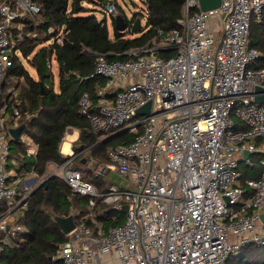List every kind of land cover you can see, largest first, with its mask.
<instances>
[{"label":"built area","instance_id":"built-area-1","mask_svg":"<svg viewBox=\"0 0 264 264\" xmlns=\"http://www.w3.org/2000/svg\"><path fill=\"white\" fill-rule=\"evenodd\" d=\"M40 10L38 0L0 2V251L17 246L13 239L23 226L16 219L38 181L51 175L88 196L87 213L59 245L60 264H101L102 254L118 264H225L246 244L264 245V159L259 177L246 180L247 195L239 170L253 153L264 154V102L255 101L264 94L256 91L264 88V64L250 44L251 23L264 21V0H220L207 10L198 0H185L175 25L129 48L128 58L108 60L94 52L93 74L105 84L97 92V111H89L84 92L79 112L96 134L133 136L108 146V160L93 168L100 176L114 172L130 186L111 183L104 190L82 178L73 150L33 183L38 174L22 171L12 154L9 129L30 115H22L16 93L6 95L1 87L20 40L11 28L25 16L37 23ZM104 11L122 14L113 0ZM63 38L61 31L57 40ZM115 87L111 100L107 94ZM147 102L149 111L137 114ZM18 140L22 157L34 160L37 142L24 131ZM97 203L122 212V222L98 219L106 213L96 210Z\"/></svg>","mask_w":264,"mask_h":264},{"label":"trees","instance_id":"trees-1","mask_svg":"<svg viewBox=\"0 0 264 264\" xmlns=\"http://www.w3.org/2000/svg\"><path fill=\"white\" fill-rule=\"evenodd\" d=\"M107 1L38 0L40 20L34 23L27 16L21 19L23 27L20 33L16 24L21 20L16 21L11 28L13 38L18 34L22 38L17 41L15 48L35 69L33 76L25 68L20 56L12 54L13 63L4 75V86L9 83L10 76L23 78L19 86L18 106L22 115L29 113L30 116L27 119L23 116L20 123L25 124L24 132L38 144L36 158L28 160L21 155L22 143L11 138L12 154L23 165L22 171L33 168L42 177L49 162H62L70 157L60 152V143L67 127H75L79 135L71 144L74 154L72 163L74 160L79 162L80 166L75 167L81 171L83 179L98 186L112 183L106 181L104 176L94 174V166L92 168L86 164L90 158L96 163L106 162L108 146L127 143L133 136L120 131L100 140V135L91 130L89 120L79 112V99L83 92H87L91 100L89 111H97L98 88L104 85V79L93 74L94 52L105 53L108 60L128 58L126 51L129 48L145 45L155 36L158 28L169 29L175 25L182 14L185 0H144L145 11L132 13V21L143 16L146 19L145 28L137 34H131L130 30H118L112 15L110 31L106 16H96L95 12L104 11ZM113 1L121 10L116 0ZM125 20L131 26L130 21ZM250 29V44L259 51L258 63L263 65L264 21L252 22ZM61 31L64 32V38L58 41ZM40 35L50 41L37 47ZM48 59L55 60L57 64V87L52 82L53 72L47 66ZM256 155H261L260 160L264 159V154L256 152L251 155L250 162L259 160ZM82 158H85V162H82ZM260 160L259 165L242 161L239 164L240 184L245 189V195L251 190L246 180L258 178L262 171ZM87 203V195L73 192L58 176L46 177L31 192L27 206L17 217L16 222L23 226V231L13 239L17 246L7 245L0 251V264H60L56 254L65 235L55 216H67L73 212L74 218L79 219L87 213ZM98 208H105L107 217L115 211L97 203L96 210ZM97 218L103 219L105 216L97 215ZM117 223H121V220L111 224ZM225 264H264V245L246 244L238 254L230 255Z\"/></svg>","mask_w":264,"mask_h":264},{"label":"water","instance_id":"water-1","mask_svg":"<svg viewBox=\"0 0 264 264\" xmlns=\"http://www.w3.org/2000/svg\"><path fill=\"white\" fill-rule=\"evenodd\" d=\"M199 2V7L202 10H207L210 8H216L217 6H219L220 4V0H198ZM114 20H115V26L118 30H125L128 27V23L125 20V18L120 15L117 14L114 16ZM141 22L139 18H135V20L133 21L130 30L132 33H137L141 31ZM3 85V82L1 83V86ZM256 91H264V88L261 87H257ZM255 101L258 103H262L264 102V94L261 95H256L255 97ZM150 108V102L145 103L144 105L140 106L137 108V114H142V113H147L149 111ZM25 124L24 123H20L19 125L15 126V127H11L9 129V133L12 137L13 140H17L19 137V134L22 132V130L24 129ZM249 154L248 151H244L243 155L244 157H246ZM82 162H85V158H82ZM36 179H32L31 183H33ZM44 181L41 180L38 182V184L36 185V187L34 188V190ZM33 190V191H34ZM127 209V205H123L122 207V211L125 212ZM260 219L264 222V212H262L260 214ZM55 220L58 223V225L60 226L61 230L63 233H67L69 232L73 227H74V216L73 214H68L67 216H55Z\"/></svg>","mask_w":264,"mask_h":264},{"label":"crops","instance_id":"crops-1","mask_svg":"<svg viewBox=\"0 0 264 264\" xmlns=\"http://www.w3.org/2000/svg\"><path fill=\"white\" fill-rule=\"evenodd\" d=\"M122 12V11H121ZM115 15H117V14H114V15H112L113 17L115 16ZM120 15H122L124 18H126L127 20H129L130 21V23H131V25H132V23H133V21H132V15L130 16V17H128L127 15H125V13H123L122 12V14H120ZM26 17V16H25ZM142 18V17H141ZM22 19H24V17L22 18ZM141 20V19H140ZM107 22V21H106ZM20 24V27L19 28H17L18 29V32L20 33L21 31H22V27H23V23H22V20H21V22L19 23ZM109 26V25H108ZM130 27L131 26H129L128 25V27H127V29H125V30H130ZM143 29V27L141 28V30ZM131 31V30H130ZM131 34H133L132 32H131ZM19 36H20V40L22 39L21 38V34H19ZM17 41H19V40H17ZM15 55H19L20 56V51L17 49V48H15ZM20 58H21V60H22V62H23V64H24V59L25 58H23V57H21L20 56ZM51 60V59H50ZM25 61H27L26 59H25ZM51 61H54L55 62V60H51ZM28 63V62H27ZM56 63V62H55ZM30 65V64H29ZM53 66V65H52ZM33 70H34V73H35V69L32 67V66H30ZM52 72H53V70H52V67L51 68H49ZM56 70H57V64H56ZM29 72V71H28ZM30 73V72H29ZM31 74V73H30ZM31 75H33V76H35V74H31ZM100 77H102V76H100ZM10 78L12 79V78H15V77H13V76H10L9 77V80H10ZM103 78V77H102ZM17 79V78H16ZM20 79V78H19ZM22 79V81H18L17 83H15V84H7V85H5L4 86V82H3V85L1 86L2 87V90H3V93L4 94H6L7 95V93H8V91H11V94H13V93H16L17 94V97H19L18 96V92H19V86L21 85V83L23 82V78H21ZM104 79V78H103ZM104 84H105V79H104ZM55 87H57V85L55 86ZM102 87V86H101ZM100 87V88H101ZM100 88H98V89H100ZM117 90V88L115 87V88H113L112 89V91H110L109 93H108V98L109 99H111L112 100V96H113V94L115 93V91ZM84 93V92H83ZM99 96V95H98ZM99 98H100V96H99ZM99 100V99H98ZM9 114V112L7 111V113H6V116ZM22 131H24V129L22 130ZM68 132H70V134L72 135V134H74L73 135V137H71L70 138V140H69V143H70V150H72V147H71V144L78 138V135H79V130L77 129V128H75V127H67V129H66V131H65V135H66V133H68ZM65 135H64V137H65ZM111 136V135H110ZM109 135L107 136V135H105V136H99L100 137V140L101 139H105V138H107V137H110ZM64 137H63V139H64ZM63 139H62V141H63ZM62 141H61V143H62ZM61 143H60V152H62L63 154H67L68 152L67 151H62V147H61ZM96 160H94L93 158H90L89 160H88V164H89V166H96V162H95ZM52 163H53V161L52 162H49L48 164H47V167H46V171H45V174H47V175H49V172H50V170L52 169ZM44 174V175H45ZM35 179H38V178H41L40 176H37V177H34ZM34 178H32V179H34ZM30 183H31V181H30ZM113 183V182H112ZM38 184V183H37ZM108 184L109 183H104V184H102L101 186H98L97 185V183H96V185H97V188L99 189V190H104L105 188H107V186H108ZM119 214H120V216L119 215H117L116 214V217H117V220H121V222H122V220H123V218H124V215H123V213L122 212H119ZM121 214L123 215V217L121 216ZM111 216H113V214L112 215H110V216H106L105 215V218H103L102 220L104 221V223L105 224H111L112 222L109 220V218L111 217ZM107 217V218H106ZM100 260H101V264H118V262H117V260L113 257V255H110V254H102L101 256H100ZM90 264H95V262L93 261L92 263H90Z\"/></svg>","mask_w":264,"mask_h":264},{"label":"rangeland","instance_id":"rangeland-1","mask_svg":"<svg viewBox=\"0 0 264 264\" xmlns=\"http://www.w3.org/2000/svg\"><path fill=\"white\" fill-rule=\"evenodd\" d=\"M116 2L118 3V5L120 6L121 10L123 13H125V15H127L128 17H130L132 15V13L134 12H137V11H140V12H144L145 11V4H144V0H116ZM96 16L98 17H102L103 15L106 16V19H107V25H109V30L111 31V17H110V14H106L104 11L103 12H100V11H97L95 12ZM28 19V18H26ZM40 20V17L37 18V21ZM141 22V26L143 28H145V24H146V19H145V16H143L140 20ZM35 23V21H34ZM137 33H140V32H137ZM137 33H133V34H137ZM33 36V35H32ZM46 39V38H45ZM44 37L42 35H40V38L38 39L40 42L38 43L37 47L40 45V44H43V43H47V41H50L49 39L48 40H45ZM24 61V66L25 68L31 73V74H35L34 73V70L30 67V65L27 63V61H25V59L23 60ZM52 70H53V85L56 86L57 85V80H58V77H57V70H56V63L54 61H52ZM20 82L22 81V79H16V78H10V81H9V84H15L17 82ZM49 84L51 83V81L48 82ZM128 133V131H127ZM129 134V133H128ZM85 154V153H84ZM83 154V155H84ZM260 156L261 155H256V158L260 160ZM259 160H254V161H251V162H248V163H251V165H259L258 162ZM74 163V166H80L79 162L77 160H74L73 161ZM244 163V162H243ZM86 166H89L88 162L86 164ZM92 167V166H91ZM93 168V167H92ZM82 172H84V168L82 167ZM94 172V171H93ZM85 174V173H84ZM104 178L106 179V181H111L119 186H123V187H126V186H130L122 177L118 176L116 173L114 172H111L109 174H107L106 176H104ZM73 213V212H72ZM113 216H116L117 215H120L118 211H113L112 212ZM121 216L123 217V215L121 214ZM3 232H1L0 234H2Z\"/></svg>","mask_w":264,"mask_h":264},{"label":"bare ground","instance_id":"bare-ground-1","mask_svg":"<svg viewBox=\"0 0 264 264\" xmlns=\"http://www.w3.org/2000/svg\"><path fill=\"white\" fill-rule=\"evenodd\" d=\"M73 135L74 134L71 135L70 132L66 133V135H65V137H64V139H63V141L61 143V147H62L61 149H62V151H67V152L70 151V143H69V140H70L71 137H73ZM74 220H75V218H74Z\"/></svg>","mask_w":264,"mask_h":264}]
</instances>
